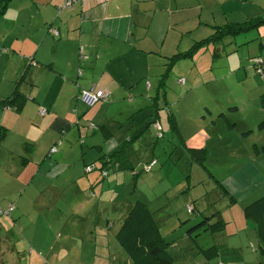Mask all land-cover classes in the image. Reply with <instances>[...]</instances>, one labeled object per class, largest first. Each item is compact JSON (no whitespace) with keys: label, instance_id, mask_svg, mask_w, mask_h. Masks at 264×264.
I'll use <instances>...</instances> for the list:
<instances>
[{"label":"rangeland","instance_id":"374dc122","mask_svg":"<svg viewBox=\"0 0 264 264\" xmlns=\"http://www.w3.org/2000/svg\"><path fill=\"white\" fill-rule=\"evenodd\" d=\"M256 29L261 32L237 37V42L253 36L255 40L238 46L236 37L225 36L206 46L207 56L201 57V50L191 61H179L170 68L165 88L159 90L158 108L152 106L155 88L130 92L127 97L132 103L129 100L121 108L113 107L122 111V116L111 123V129L115 140L122 128L131 137L134 150L129 158L134 169H109L94 195L88 189L77 191L68 181L69 174L51 178L46 167L29 185L22 177L8 192L0 187L1 206H14L0 217L1 264H125L128 257L115 233L127 206L136 200L145 202L152 211L160 234L169 243L173 264H264L261 243L243 215L246 198L253 200L264 193V153L257 154L254 147H264V127L257 128L264 118V75L257 74L251 64L253 57L264 59V23ZM259 42L263 43L260 48ZM212 49L218 55H213ZM29 62L34 63L32 59ZM181 65H189L192 74ZM164 66L156 68V74L144 75L143 82L151 79L153 84L152 77L160 78ZM198 67L201 75H196ZM179 77L186 83H177ZM233 106L236 109L229 110ZM76 108L83 110V117L92 106L79 100ZM132 111L135 121L124 118ZM158 112L160 134L155 127L160 125L158 121L147 126ZM169 113L177 131L170 128ZM83 123L80 128L84 133L77 146L86 141L83 147L91 149L89 136L93 135L97 136L93 143L102 145L104 139L98 129L90 127V119ZM57 144L58 150L66 149L61 140ZM185 146L204 147L203 164L190 161ZM151 156L156 163L145 172L144 164ZM80 157L76 147L60 163L74 170L77 167V173L84 175ZM97 157L94 163L100 164ZM83 158L91 161L90 154ZM7 173L14 176L11 169ZM117 173V180H113ZM7 180L1 175L0 185ZM211 246L217 255L205 259L203 252Z\"/></svg>","mask_w":264,"mask_h":264},{"label":"crops","instance_id":"0c3cea01","mask_svg":"<svg viewBox=\"0 0 264 264\" xmlns=\"http://www.w3.org/2000/svg\"><path fill=\"white\" fill-rule=\"evenodd\" d=\"M62 1L10 0L0 16V97L7 96L18 83L26 98L19 110L0 108V176L8 178L0 187L6 192L22 177L27 178L24 183L29 185L35 174L46 167L51 178L69 174L68 181L77 191L88 189L94 195L102 185L99 180L108 176H100L95 156L99 158L128 138L122 128L115 140L111 123L122 116V111L113 107L121 108L131 100L127 97L130 92L156 89L159 78L153 76V84L151 79L144 83L146 76L156 74L155 69L164 66L174 53L212 33V26L247 21L264 12V0H78L71 8L61 9ZM50 29H55L57 35ZM255 31L261 32L255 28L244 33ZM241 34L233 36L238 46L256 39L253 36L237 42ZM261 44L257 46L260 48ZM206 49L205 46L196 53L202 50L201 57H205ZM194 58L195 54L179 59L170 68ZM181 67L192 74L189 65ZM22 72L24 76L19 79ZM196 75H201L199 67ZM91 86L106 90L109 98L93 105L81 117L83 110L76 108L78 93ZM40 107L46 109L43 116L39 115ZM158 114L155 120L161 126ZM135 117V111L124 116L131 121ZM87 118L104 139L100 145L93 143L97 136H89V150L83 147L86 141H79V146L76 142L84 133L80 126H85ZM81 121L84 125H80ZM110 138L114 139L112 144L106 142ZM60 140L66 149L57 148L51 153L50 148L60 145ZM104 143L108 145L105 147ZM76 147L85 176L77 173V167L74 170L60 163ZM132 147L134 150V144ZM261 150L264 147H255L257 154L264 153ZM22 153H27L26 159ZM85 154H90L91 161L84 160ZM87 165L92 167L89 172L84 169ZM10 169L14 176L6 174ZM93 170L97 173L93 174ZM110 170L117 172L119 168ZM250 201L247 197L244 205Z\"/></svg>","mask_w":264,"mask_h":264},{"label":"trees","instance_id":"16d2710c","mask_svg":"<svg viewBox=\"0 0 264 264\" xmlns=\"http://www.w3.org/2000/svg\"><path fill=\"white\" fill-rule=\"evenodd\" d=\"M10 0H0V16H2L8 6ZM264 23V14L255 18H252L247 21L237 22V23H225L223 25L212 26V33L208 36L194 41L189 48L184 51H179L167 58L165 63L166 69L161 74L160 78L156 82V96L153 106H155L157 99L161 95L163 88H165L164 78L167 75L170 67L179 59L191 58L200 48L207 46L208 44H214L222 40L225 36H235L240 33L247 32L251 29L258 28L261 24ZM3 48H0L2 52ZM213 55H216L215 51L212 52ZM254 58H260L262 74L264 75V59L261 57H253L251 64L254 67L253 63ZM24 76L23 72L19 76L21 79ZM15 84L12 91L5 97H0V108L7 106L10 109L19 110L26 98L25 94L19 89ZM162 89V90H161ZM159 90H161L159 92ZM261 103L264 105V93L261 95ZM229 110H234L236 107H228ZM219 115L223 118L226 117L224 112H220ZM155 118L150 121L155 124ZM168 121L170 128L177 131V126L174 121L172 113L168 114ZM231 126V123H228ZM102 129L105 128L104 125L100 126ZM264 127V118L260 120L257 125L258 129ZM139 130V128L137 129ZM136 130V131H137ZM107 131V130H106ZM249 132V131H247ZM246 132V133H247ZM3 131L0 129V137L2 136ZM135 138V137H134ZM132 139L128 136L127 139H124L120 145L111 150L108 153H105L99 156L98 161H100V167L98 168L99 174L101 177H104L108 174V170L115 168L116 166L119 169H134V165L130 162L129 155L133 150ZM254 147H256L254 145ZM185 152L188 154L189 160L196 161L199 164H203L206 157V150L204 147L194 148L185 146ZM27 154V153H26ZM22 156V158H27V155ZM151 160L155 161L153 156L150 157L149 161L144 165H147ZM156 163V161H155ZM145 171V170H143ZM102 172L106 174L103 175ZM147 172V171H145ZM133 176H137V172L133 173ZM231 201L232 198H229ZM191 211V210H190ZM243 215L245 219L253 225V229L257 235L260 244V252L264 254V196H259L248 204L243 206ZM202 223L206 221L202 220ZM223 223V222H221ZM193 226L192 228L196 227ZM222 228V225L219 226ZM190 228L188 232L192 229ZM208 228V227H207ZM218 229V226H217ZM214 230V229H212ZM115 238L126 252L128 260L125 264H173L174 258L168 249L169 243L165 238L160 234L158 229V222L154 218L152 211L148 208L147 204L141 200H136L131 205L128 206L123 218L121 219L119 228L115 233ZM203 255L205 259L217 255L216 248L211 246L207 248ZM1 264V260H0Z\"/></svg>","mask_w":264,"mask_h":264},{"label":"built area","instance_id":"2783aa9c","mask_svg":"<svg viewBox=\"0 0 264 264\" xmlns=\"http://www.w3.org/2000/svg\"><path fill=\"white\" fill-rule=\"evenodd\" d=\"M78 0H63L60 7L61 9H65V8H71L72 5L74 3H76ZM50 32L56 36L57 35V31L55 29H50ZM261 59L260 58H254L253 59V63L255 65V72L257 74H262V67H261ZM34 64V63H33ZM178 83L183 84L184 83V78H179L177 79ZM109 98V93L104 90V89H99V88H94L93 86L86 88V89H80L79 93H78V100H80L82 103L88 105V106H93L94 104L98 103V102H103L106 101ZM4 108H8L7 106L2 107ZM39 115L43 116L46 113V109L44 107H40L39 109ZM90 127L91 128H96V126H94V124L90 123ZM157 131V134L161 133V126L156 124L155 125ZM57 147L56 146H52L50 148V152L54 153L56 152ZM155 164L154 160H151L147 165H144V170L148 171L153 165ZM85 171L89 172L92 170V167L87 165L85 166ZM103 175H105V172H102ZM13 210V205L10 204L8 205V207L6 209H2L0 207V215L2 214H9L11 211ZM191 208L190 206H188V211H190Z\"/></svg>","mask_w":264,"mask_h":264}]
</instances>
